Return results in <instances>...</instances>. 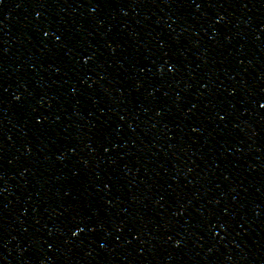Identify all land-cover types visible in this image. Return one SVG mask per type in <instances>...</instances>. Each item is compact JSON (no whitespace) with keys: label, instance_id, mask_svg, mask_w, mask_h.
I'll return each mask as SVG.
<instances>
[{"label":"water","instance_id":"water-1","mask_svg":"<svg viewBox=\"0 0 264 264\" xmlns=\"http://www.w3.org/2000/svg\"><path fill=\"white\" fill-rule=\"evenodd\" d=\"M0 264H264V0H0Z\"/></svg>","mask_w":264,"mask_h":264}]
</instances>
